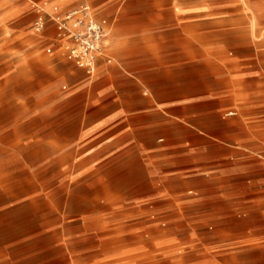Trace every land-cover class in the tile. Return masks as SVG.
I'll list each match as a JSON object with an SVG mask.
<instances>
[{
	"label": "crops",
	"instance_id": "0c3cea01",
	"mask_svg": "<svg viewBox=\"0 0 264 264\" xmlns=\"http://www.w3.org/2000/svg\"><path fill=\"white\" fill-rule=\"evenodd\" d=\"M47 1L61 12L89 5L105 20L104 47L87 71L67 57L51 16L42 33L0 32V89L31 90L29 97L2 102L41 123L43 144L69 152L68 164L59 166L75 169V176L99 164L136 170L144 190L136 200L163 186L168 192L179 169L201 154L207 171L217 165L212 195L234 218L217 243L204 246L202 264H264V69L258 60L264 33L247 5L254 3ZM16 2L0 0V25L22 16L33 25L34 6ZM199 102L205 106L200 129L188 121ZM211 115L217 138L210 134Z\"/></svg>",
	"mask_w": 264,
	"mask_h": 264
},
{
	"label": "rangeland",
	"instance_id": "374dc122",
	"mask_svg": "<svg viewBox=\"0 0 264 264\" xmlns=\"http://www.w3.org/2000/svg\"><path fill=\"white\" fill-rule=\"evenodd\" d=\"M11 1L34 6L35 16L42 15L44 23L56 4ZM250 1L259 34L264 33V0ZM24 21L22 16L0 25V32L15 27L45 30V24L36 31L34 22ZM258 60L264 69V57ZM30 93L0 89V264H202L204 246L217 243L223 231L233 227L224 202L212 195L218 186L217 165L211 163L207 171L201 154L179 169L166 186L168 192L163 186L146 201L135 199L144 193L136 170L99 164L75 176V169L61 168L71 154L44 145L41 123L27 120L13 102L1 99ZM204 107L194 104L188 119L199 129ZM210 117V134L217 138L218 121ZM31 132L33 136L26 137ZM177 133L183 135L180 128ZM187 138L197 144L195 135Z\"/></svg>",
	"mask_w": 264,
	"mask_h": 264
},
{
	"label": "built area",
	"instance_id": "2783aa9c",
	"mask_svg": "<svg viewBox=\"0 0 264 264\" xmlns=\"http://www.w3.org/2000/svg\"><path fill=\"white\" fill-rule=\"evenodd\" d=\"M51 18L55 23L56 38L61 40L67 57L79 67L91 71L105 44V20L97 19L86 4L65 12L53 7ZM44 24L43 16L38 15L34 21L36 31Z\"/></svg>",
	"mask_w": 264,
	"mask_h": 264
}]
</instances>
